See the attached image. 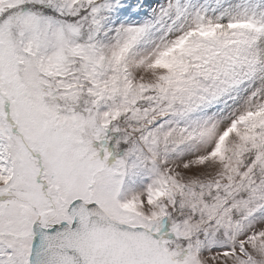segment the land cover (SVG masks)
<instances>
[{
  "label": "snow or ice",
  "instance_id": "obj_1",
  "mask_svg": "<svg viewBox=\"0 0 264 264\" xmlns=\"http://www.w3.org/2000/svg\"><path fill=\"white\" fill-rule=\"evenodd\" d=\"M143 7L0 0V264H264V0Z\"/></svg>",
  "mask_w": 264,
  "mask_h": 264
},
{
  "label": "rangeland",
  "instance_id": "obj_2",
  "mask_svg": "<svg viewBox=\"0 0 264 264\" xmlns=\"http://www.w3.org/2000/svg\"><path fill=\"white\" fill-rule=\"evenodd\" d=\"M172 2H178L179 5L185 9V16L175 23H173L175 20L174 14L167 18H162L160 16L161 10ZM225 2L226 0H144L146 7L135 9L134 11L137 14L134 16L121 14L119 17H116L115 15H111L106 24V29L109 30L108 34L111 35L112 30H114L115 27L152 25L153 27L149 39L153 42H160L167 38L166 34H170V29L175 31L185 22L186 19L190 18L197 11L204 12L213 17L220 14V6ZM146 46L147 45L142 44L140 47L143 48ZM208 115H211V110L194 113L188 121L183 123L191 124L194 121L203 120ZM217 115L219 116L220 113H217ZM199 148V145H183L177 149L176 152L169 155L168 162L169 164H175L187 159L195 158V156L199 154ZM152 180L153 176L149 172L141 170L135 176L126 180L125 187L130 190L129 194H135L147 187Z\"/></svg>",
  "mask_w": 264,
  "mask_h": 264
}]
</instances>
